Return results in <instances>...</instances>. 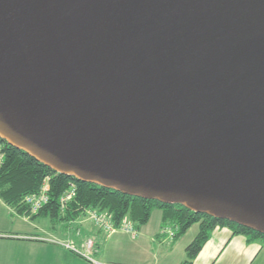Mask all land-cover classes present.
<instances>
[{"label":"water","instance_id":"water-1","mask_svg":"<svg viewBox=\"0 0 264 264\" xmlns=\"http://www.w3.org/2000/svg\"><path fill=\"white\" fill-rule=\"evenodd\" d=\"M0 137L264 234V0H0Z\"/></svg>","mask_w":264,"mask_h":264},{"label":"crops","instance_id":"crops-1","mask_svg":"<svg viewBox=\"0 0 264 264\" xmlns=\"http://www.w3.org/2000/svg\"><path fill=\"white\" fill-rule=\"evenodd\" d=\"M36 217L17 212L0 198V264H184L185 247L198 230L193 223L172 239L162 236L158 207L134 235L97 227L84 213L68 220L48 217L49 225L40 227ZM87 236L93 239L90 247L84 243ZM66 240L77 250L65 246ZM192 264H264V237L248 238L216 225Z\"/></svg>","mask_w":264,"mask_h":264},{"label":"trees","instance_id":"trees-1","mask_svg":"<svg viewBox=\"0 0 264 264\" xmlns=\"http://www.w3.org/2000/svg\"><path fill=\"white\" fill-rule=\"evenodd\" d=\"M0 153V198L17 212H24L32 218L47 216L51 219L68 220L82 213L86 214L85 209L97 208L107 211L115 223L126 215L139 227L148 219L151 210L158 207L162 211V224L177 225L174 237L183 233L191 224H198L195 236L185 247L184 264H192L194 256L216 225H226L233 233H243L248 238L264 237V234L242 224L193 211L179 203L129 195L56 172L1 137ZM45 177L49 180L48 200L39 209L32 210L25 196L38 191ZM69 183L75 186L74 194L60 203L59 197L68 189Z\"/></svg>","mask_w":264,"mask_h":264},{"label":"built area","instance_id":"built-area-1","mask_svg":"<svg viewBox=\"0 0 264 264\" xmlns=\"http://www.w3.org/2000/svg\"><path fill=\"white\" fill-rule=\"evenodd\" d=\"M74 190L75 186L72 183H69L68 189L65 190L59 197L60 203H64L68 198H70L74 194ZM25 200L32 210H37L42 204H44V202L48 200V195L44 193L43 195H39V193L37 194L36 192H31L26 194ZM85 212L93 223L99 225L103 229L110 231L114 229H121L129 232L132 235L136 234L137 232V227L129 220L130 218H128L126 215H124L120 221L115 223L109 213L105 212L104 210L88 208ZM176 231L177 225H173L171 223H163L159 230L160 234L167 237L168 239H172L175 236ZM84 243L86 247H90L92 240L87 238ZM63 244L67 247L77 250L68 240L64 241Z\"/></svg>","mask_w":264,"mask_h":264},{"label":"rangeland","instance_id":"rangeland-1","mask_svg":"<svg viewBox=\"0 0 264 264\" xmlns=\"http://www.w3.org/2000/svg\"><path fill=\"white\" fill-rule=\"evenodd\" d=\"M48 189H49V180H48V177H45L44 179H43V181H42V183H41V185H40V187H39V189H38V191H36V193L38 194L39 193V195H43V193L44 194H47L48 195ZM46 202H44V204H45ZM43 205V204H42ZM41 205V206H42ZM40 206V207H41ZM39 207V208H40ZM38 208V209H39ZM85 211H86V209H85ZM105 212H107V211H105ZM108 213V212H107ZM108 215V214H107ZM110 215V214H109ZM87 217H88V215H87ZM89 219H90V217H88ZM37 221H38V226L40 227V226H43L44 224H48L49 225V223H50V221H49V218L47 217V216H40V217H36L35 218ZM34 219V222L36 223V220ZM132 223H134L131 219H129ZM95 224V223H94ZM135 224V223H134ZM96 225V224H95ZM162 225V224H161ZM97 227H100L99 225H96ZM136 226V225H135ZM101 228V227H100ZM103 229V228H102ZM129 233V232H128ZM87 238H90L91 240H92V242H93V239H92V237H90V236H87V237H85L84 238V241L87 239ZM69 241V240H68Z\"/></svg>","mask_w":264,"mask_h":264}]
</instances>
